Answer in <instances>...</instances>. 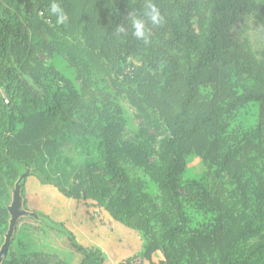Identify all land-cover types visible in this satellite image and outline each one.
<instances>
[{
  "label": "trees",
  "instance_id": "obj_1",
  "mask_svg": "<svg viewBox=\"0 0 264 264\" xmlns=\"http://www.w3.org/2000/svg\"><path fill=\"white\" fill-rule=\"evenodd\" d=\"M250 1L151 0L164 21L148 25L146 44L132 35L129 13L141 16L148 0H56L67 14L63 24L50 12L53 0H0V97L4 89L13 103L2 106L0 120L1 224L8 220L2 204L20 176L16 162L40 167L79 137L95 142V158L72 184H51L131 224L147 242V259L161 251L162 264H264V57L257 61L219 18L243 16ZM262 17L264 23V6ZM120 25L126 35L117 34ZM11 52L47 90L46 103L26 92ZM113 75L117 93L108 81ZM123 91L140 115H154L167 131L157 162L122 139ZM195 157L211 176L226 179L221 198L190 175ZM123 162L145 170L164 209ZM183 183L193 197L182 196ZM23 198L27 207L25 187ZM67 236L82 264H105L101 251Z\"/></svg>",
  "mask_w": 264,
  "mask_h": 264
},
{
  "label": "rangeland",
  "instance_id": "obj_2",
  "mask_svg": "<svg viewBox=\"0 0 264 264\" xmlns=\"http://www.w3.org/2000/svg\"><path fill=\"white\" fill-rule=\"evenodd\" d=\"M249 11L236 17L231 13L220 15V19L230 37L249 51L259 62L264 57V23L262 9L264 0H251ZM158 46L164 47L161 41ZM146 52L149 48L142 46ZM175 51L172 50V53ZM10 65L21 79L26 92L37 100L46 103L47 90L37 83L23 61L11 52ZM46 64L50 63L46 55L39 56ZM134 64H138L134 60ZM80 89L84 87L77 75L69 70ZM123 72L129 75L131 64L124 66ZM112 76L108 79L110 89ZM120 79H123L122 76ZM120 104L123 109L122 139L129 145L143 147L151 162H157L159 144L166 137L164 125L154 115H140L130 104L127 94L120 92ZM87 98V96H86ZM9 100V104H6ZM8 110L13 106L11 95L2 89L0 97V120L2 106ZM245 125L249 128L248 122ZM19 125L18 128H21ZM92 142L93 145L89 146ZM54 153L52 160H47L42 166L28 167L16 162L19 179L9 191V198L2 204L8 211L6 225L0 221V255L7 246L3 262L17 264H82L84 255L77 251L69 242L67 232L74 233L79 242L86 247L96 248L103 254L105 264H162L165 261L161 251L155 252L150 259L144 256L146 240L131 224H124L113 219L105 209L99 208L93 201L77 200L63 194L51 184L59 181L64 186L73 183L74 174L89 160L96 156L94 141L86 142L75 137L71 142H64ZM122 166L131 179L142 181L147 191L164 209L163 198L158 185L152 181L142 168H136L123 162ZM190 175L201 182L208 191L221 196L225 192V180L208 173L207 165L195 157L189 165ZM26 188L28 205L25 206L23 189ZM184 198L193 197L194 191L186 183L181 185ZM221 198V197H220ZM231 200H229L230 202ZM232 203V202H231Z\"/></svg>",
  "mask_w": 264,
  "mask_h": 264
},
{
  "label": "clouds",
  "instance_id": "obj_3",
  "mask_svg": "<svg viewBox=\"0 0 264 264\" xmlns=\"http://www.w3.org/2000/svg\"><path fill=\"white\" fill-rule=\"evenodd\" d=\"M50 12L57 17V23L63 24L67 20V14L56 0L50 4ZM131 17L130 27L132 29V35L137 40H143L144 43L149 42V24L152 26H160L164 21V16L160 12L159 8L148 0L147 6L141 16H136L133 13H129ZM117 34H127V29L124 25H120L116 29Z\"/></svg>",
  "mask_w": 264,
  "mask_h": 264
},
{
  "label": "water",
  "instance_id": "obj_4",
  "mask_svg": "<svg viewBox=\"0 0 264 264\" xmlns=\"http://www.w3.org/2000/svg\"><path fill=\"white\" fill-rule=\"evenodd\" d=\"M6 249H7V246L4 248L2 254L0 255V264L3 263V257H4V255H5Z\"/></svg>",
  "mask_w": 264,
  "mask_h": 264
},
{
  "label": "built area",
  "instance_id": "obj_5",
  "mask_svg": "<svg viewBox=\"0 0 264 264\" xmlns=\"http://www.w3.org/2000/svg\"><path fill=\"white\" fill-rule=\"evenodd\" d=\"M10 102H9V100H6V104H9Z\"/></svg>",
  "mask_w": 264,
  "mask_h": 264
}]
</instances>
